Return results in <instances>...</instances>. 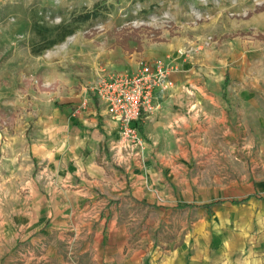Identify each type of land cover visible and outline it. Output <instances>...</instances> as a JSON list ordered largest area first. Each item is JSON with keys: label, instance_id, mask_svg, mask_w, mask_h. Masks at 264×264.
<instances>
[{"label": "rangeland", "instance_id": "obj_1", "mask_svg": "<svg viewBox=\"0 0 264 264\" xmlns=\"http://www.w3.org/2000/svg\"><path fill=\"white\" fill-rule=\"evenodd\" d=\"M167 43L175 54L157 55ZM152 60L179 63L188 95L173 107L180 119L156 124L146 173L124 199L73 196L68 231L47 236L41 201L57 173L31 156L30 140L63 95L85 87L92 96L99 80ZM211 97L227 121L216 119L220 108L211 121L191 108L208 111ZM141 152L113 150L112 170L124 171L119 155ZM218 199L209 212L178 207ZM113 204L130 250L110 264L131 253L133 264H264V0H0V264H109L95 259L94 244L98 213ZM53 241V260L64 262L45 259Z\"/></svg>", "mask_w": 264, "mask_h": 264}, {"label": "crops", "instance_id": "obj_2", "mask_svg": "<svg viewBox=\"0 0 264 264\" xmlns=\"http://www.w3.org/2000/svg\"><path fill=\"white\" fill-rule=\"evenodd\" d=\"M162 49L163 52H157V55H171L175 54L177 51L172 43L165 44ZM177 65L179 66L178 62ZM135 69H137L136 66ZM169 80L173 82L170 88L165 89V91H155L156 97L154 99L152 112H156L151 116L150 114L152 112L150 114L146 113L136 122L138 131L145 141L141 155L137 158L127 159L121 158L119 155L118 159L123 163V166H119L124 168L123 170L126 173L122 170H112L114 167V159L111 155L113 150L117 152L115 145L117 144L119 136L118 123L110 116L104 104L99 101L95 95H89L87 88L83 87L79 92L63 95V97H61L63 103L61 108L57 107L55 115H49L47 119L43 120V126H41L43 129H40V133L34 135L30 140V154L35 160H39L41 165L45 166L48 173H57L56 180L53 182L49 180L47 183L48 193L45 195L47 198L45 197V200L41 201L42 204L46 203L43 204L42 216L45 218L46 222L50 221V227L45 229V231L48 232L47 236L54 234V231L58 230L62 235L65 231H68V217L76 214V207L73 208V204L71 203L72 199H74L73 196H77L79 200L82 198V194L92 192L91 196L96 197L95 199L97 201L102 199L108 200L115 195L121 196L122 199H124L125 193H129L131 179L137 181L138 177H144L143 173L146 172L143 169L147 163L144 152L148 147V137H150V139L158 138L156 129L159 128H157L156 124L166 126V124H172L176 122L177 119H180V116L173 112V107L174 105L183 104L184 100L188 101V95L181 91V88H185L187 84L186 80H184L180 74L177 75V72H172L169 75ZM174 85L178 86V91L173 90ZM85 99L87 100L86 108L74 112L77 106ZM210 101L212 104L208 106V111L206 110L207 107L197 102L192 104L191 108L196 109L197 114L201 112L205 121H211L214 116L211 112H215L216 110L219 112L215 107L220 108L219 114L221 118L218 119L217 117L216 119L223 122L227 121L230 114L227 109H225L226 106L222 104L221 99L211 97ZM210 101L206 100L207 103ZM163 112H169L170 115L173 116L155 117L157 114ZM151 117L153 119L149 120ZM147 120H149L148 123L146 122ZM129 168L133 173L132 177L129 174ZM248 195H250L248 200L235 202L243 204L256 197L255 194L249 193L242 196L239 200H242ZM69 203L71 204L69 205ZM204 204L195 205L192 203H185L178 207L205 208L203 206ZM212 206H210V208ZM37 208L36 216H40L41 208H39V206H37ZM98 210H100V208ZM116 214L117 207L114 204L109 207H102L101 212L98 213L99 216H104L97 225V231L101 236H99L98 241L94 244L97 253L95 259H97L99 263H113L118 257L124 256L125 253L130 250L128 247L125 224L121 222V219L117 218ZM109 215H112V217L107 221L105 216ZM106 227L108 228V232L104 233ZM261 239L258 240V247H254H257V250L261 251V254H264V237L262 241ZM67 245L66 243V246ZM57 246L58 243L54 241L48 245L45 251V259H50L52 257V261H54L53 259H55V256L52 255ZM84 248L86 249L87 246ZM134 257V253L127 255L124 264H133L135 260ZM256 260H258L259 263H264L262 257ZM54 262L60 263L64 261L58 258Z\"/></svg>", "mask_w": 264, "mask_h": 264}, {"label": "built area", "instance_id": "obj_3", "mask_svg": "<svg viewBox=\"0 0 264 264\" xmlns=\"http://www.w3.org/2000/svg\"><path fill=\"white\" fill-rule=\"evenodd\" d=\"M177 70L179 66L174 61L152 60L143 63L135 73H120L108 79H101L91 87L95 97L104 104L107 112L118 123L119 136L115 148L119 154L123 149L129 152L142 150L145 141L136 122L144 114L151 112L156 97L155 91H165L173 85L169 75ZM86 106L85 99L74 112L85 109Z\"/></svg>", "mask_w": 264, "mask_h": 264}, {"label": "trees", "instance_id": "obj_4", "mask_svg": "<svg viewBox=\"0 0 264 264\" xmlns=\"http://www.w3.org/2000/svg\"><path fill=\"white\" fill-rule=\"evenodd\" d=\"M250 198V195L244 197L242 200H239L237 202H243L244 200H248ZM221 202L220 199L213 201V203ZM213 203L204 204L203 206L206 208L207 211H210V206H212Z\"/></svg>", "mask_w": 264, "mask_h": 264}]
</instances>
